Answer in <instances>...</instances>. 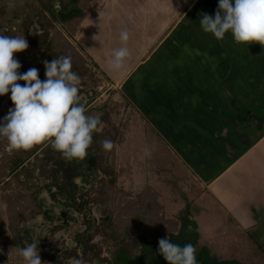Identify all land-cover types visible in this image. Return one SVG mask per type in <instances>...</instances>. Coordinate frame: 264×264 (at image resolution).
<instances>
[{
	"label": "rangeland",
	"instance_id": "374dc122",
	"mask_svg": "<svg viewBox=\"0 0 264 264\" xmlns=\"http://www.w3.org/2000/svg\"><path fill=\"white\" fill-rule=\"evenodd\" d=\"M101 1L103 0H83L81 8L86 11L89 6L95 7ZM105 1L107 4L108 0ZM218 2L219 0H113L112 8L109 5L108 9L98 14L97 11L91 12L81 22L75 35L70 32L71 27L67 31L61 23H56L55 27L91 66L95 64L94 59H98V68L102 66L109 70L112 68L110 62L114 50L126 46L129 56L125 58L124 65L131 68L145 59L141 57L143 54L148 55L160 43L148 60L140 64L136 77L149 76L150 80L156 75L159 78L166 62L175 65L181 61L184 62L182 74L178 73L179 67L177 73H163H170L171 80L181 74V80L191 81L196 78L197 81L199 78V81L208 83L210 91L206 93L205 89H201V99L213 100L214 95L223 101L264 99V46L259 43H237L231 32L226 33L223 40H217L201 28V15L207 13L214 16ZM54 8L62 9L60 1L54 0ZM165 29L168 35L163 38ZM125 30L129 33L126 45L120 39L121 32ZM56 40L61 46L62 37L57 36ZM188 52L189 57H186ZM193 66L200 69V74L194 71ZM189 68L195 73L190 72ZM227 69H231L229 72L232 77L226 73ZM95 70L97 81L94 89L98 92L95 105L106 106L111 115L109 123L103 121L98 126L100 130L97 133L104 136V140H113L115 147L111 151H105L101 143L103 140L91 145V152L98 160V169L96 173L86 175V183L83 182V177L77 182L80 185L77 199L88 202V206L81 213L71 212L66 228L54 233V228L62 224L61 208L68 209L72 206V201L59 195L53 198L46 187L51 181L40 178L38 170L34 180L31 176H26L23 183L16 175L11 178L5 176L9 171L10 161L20 150L11 148L8 140L0 136V249H3L0 264H26L19 250L34 239L40 241V258L41 252L51 258L42 260V264H71L73 260H78L75 254L81 253L76 238L86 233L90 223L92 230L98 231L93 240L102 249V259L116 260L115 264H158L157 248L152 246L158 244V237L168 238L170 234L184 229L188 213L194 219L197 217L203 226V232L199 231L198 249L206 247L219 260H232L239 264H264L263 224L246 231L237 228V223L229 216L226 206L216 195L201 191L200 182L197 183L191 170L180 162L179 153L167 148L166 143L169 141L166 138L161 139L154 131L146 138L138 124L134 127L131 122L124 121L126 98L124 105L118 107V98L105 86L107 80L97 68ZM222 77H230L232 81L228 79L222 87L218 84ZM81 87H78L79 91ZM252 89L262 97H250ZM227 95L229 96L226 97ZM215 102L218 99L215 98ZM81 103H84L82 99ZM138 106L144 107V102L138 103ZM10 108L12 106L9 99H4L0 104V123ZM237 108L239 114L247 112L253 113V116L256 111H260V108L254 106ZM91 115H95V110L92 109ZM251 118L252 116L246 117L249 127L255 123ZM135 131L140 132L136 136L141 137L134 138L132 132ZM145 150L150 151L151 155L142 159ZM144 169L150 174L146 180ZM149 182L156 195L149 201L150 208L146 211L148 215L144 218L146 183ZM52 192H56V189L53 188ZM173 195L175 201L169 200L173 199ZM40 198L46 199L47 204L43 208L38 206ZM248 199L240 198L239 203H245ZM46 211L50 213L52 220L45 217ZM252 213L257 220L264 218L263 210L256 209ZM112 221V228L108 229ZM137 223L143 227L146 225L142 228L145 232L141 237L137 231L131 232L136 229L130 226ZM101 230H107L108 236L100 233ZM19 232L22 239L13 244L12 241ZM121 247H125L132 257L121 252ZM136 255H143L142 261Z\"/></svg>",
	"mask_w": 264,
	"mask_h": 264
},
{
	"label": "crops",
	"instance_id": "0c3cea01",
	"mask_svg": "<svg viewBox=\"0 0 264 264\" xmlns=\"http://www.w3.org/2000/svg\"><path fill=\"white\" fill-rule=\"evenodd\" d=\"M104 2L106 1L96 5L93 11L98 14L108 9L109 5L113 7V0H108L107 4ZM194 4L195 2L192 5ZM88 17L89 15L86 18ZM178 23L179 21L175 25ZM167 35L166 31L163 38ZM158 45L148 55L143 54L141 57L145 59L131 68L125 65L118 70H107L102 66L98 68L99 60L94 59L95 69L97 68L107 80V90L112 91L122 105L126 98V115L120 120L123 118L134 127L138 124L139 130L143 131L142 135L146 138L150 137L152 131L161 139L166 138L169 141L166 143L167 148L174 150L176 154L179 153L180 162L191 170L196 177L195 181L200 182L201 191L216 195L226 206L229 216L237 223V228L246 231L255 225L261 226L262 222L264 225V218L257 220L252 213L256 209L264 211V99L223 101L216 95L212 97L214 101L210 98L201 99V89L209 93V84L199 81L198 77L197 81L196 78L191 81L181 80L179 76L184 65L181 61L175 65L166 62L161 68L162 75L160 73L159 78L156 75L150 80L149 76L136 77L140 64L148 60ZM185 56L189 57V52ZM193 67L194 71L200 74V69ZM212 69L216 70L215 67ZM189 70L194 72L190 68ZM173 71L181 74L171 80L169 74ZM229 71L231 72V69ZM229 71L226 73L230 74ZM163 72L170 73L165 75ZM230 76L232 77V74ZM228 79L232 81L230 77H222L218 84L223 87ZM257 94L252 89L249 96H259ZM215 98L218 102H215ZM142 102L144 107L139 108L138 103ZM239 106H254L260 108V111H256L254 116L253 113L247 112L239 114ZM248 116H252L251 121L255 122L252 127L248 126ZM139 133L135 131L132 135L139 138L141 136H136ZM146 170L144 169L145 180L150 175ZM156 182L159 183L157 180ZM146 185L151 186L152 183ZM159 191L161 193V189ZM247 197V202L239 203L240 198ZM169 200L175 201L174 195L173 199ZM188 216L194 219L191 213H188ZM262 216L264 217V214ZM195 219L199 231L203 232L202 223L197 217Z\"/></svg>",
	"mask_w": 264,
	"mask_h": 264
},
{
	"label": "clouds",
	"instance_id": "9594fccd",
	"mask_svg": "<svg viewBox=\"0 0 264 264\" xmlns=\"http://www.w3.org/2000/svg\"><path fill=\"white\" fill-rule=\"evenodd\" d=\"M9 7H15V4L10 3ZM200 25L217 40H223L226 33L231 32L237 43L264 46V0H219L214 16L203 13ZM120 39L126 45L129 33L122 31ZM28 47L24 35L0 34V96L10 92L14 105L0 123V136L16 150H28L35 144L49 142L64 159H83L92 144L93 133L100 130L98 126L102 121L99 115L86 114L78 95L80 77L71 71L72 58L60 56L51 62L43 61L46 79L41 81L37 68L18 72L22 65L14 59V53ZM128 56L126 46L114 50L111 67L122 68ZM101 143L105 151L115 147L111 139ZM150 155V151L145 150L142 159ZM39 242L34 239L19 250L26 264H42ZM158 253L168 264H197L196 249L191 243L181 246L169 238H161ZM71 264H82V261L73 260Z\"/></svg>",
	"mask_w": 264,
	"mask_h": 264
},
{
	"label": "trees",
	"instance_id": "16d2710c",
	"mask_svg": "<svg viewBox=\"0 0 264 264\" xmlns=\"http://www.w3.org/2000/svg\"><path fill=\"white\" fill-rule=\"evenodd\" d=\"M58 1H60L62 5V9L59 10L54 8V0H0V34L8 36H25L29 47L23 52L14 53V59L18 60L22 65L21 68L18 69V72L24 73L30 68H37L39 79H41V81L46 79L43 61L47 60L51 62L53 59L60 56H71V71L80 77L78 87H82L80 88L81 90L78 95L84 102L83 104L86 108V114L91 115L93 109L95 110V115H99L102 122L106 121L109 123L111 115L108 113L106 106L95 105V102L98 99V92L94 89L97 81L95 77L97 76V71L94 69L96 66L89 65L86 62V58L84 59L78 55L75 47H73V45L68 42L67 38L63 37L55 27L56 23H61L66 31L68 27H71L70 32L72 35H75L78 32L81 22L86 19L95 7L89 6V8L84 11V9L81 8L83 0ZM87 1L89 2V0ZM10 3H14L15 7H9ZM54 31H56L55 35H53ZM57 36L62 37L63 39L61 46L58 45V41L56 40ZM17 83H20L21 85L24 84L23 81H18ZM10 96V92L6 95L0 96V104L4 99L8 98L10 105L14 107ZM121 105V103H118L117 106L121 108ZM101 140H104V136L102 137L100 133L94 132L92 144L99 143ZM91 145L87 150V155L83 159H72L69 161L64 159L61 153L54 150L49 142H43L33 145L28 150L21 149L16 155H14L15 158L10 161L9 171L5 176L11 178L16 175V178L23 183L26 176H31L32 180H34L36 170H38L40 178H45L46 180L51 181L50 185L46 187L49 188L48 192L52 194L53 198H55L56 195H59L72 201V206L68 209L64 207L61 208L60 220L62 224L60 226L57 225L54 228V233L69 225L71 212L81 213L82 211H86L88 202H81L80 199H77L80 189V185L77 182L80 177H83V182L86 183V175L89 173L94 174L98 169V160L96 155L91 152ZM31 164L34 165L32 166ZM53 188L56 189V192H52ZM152 191L151 187L147 186V196L144 198L146 202L144 218L148 215L146 211L150 208L149 201L156 195V193H153ZM46 204V199H39L38 206L40 208H43ZM44 215L48 218L50 213L46 211L44 212ZM49 218L51 219V217ZM112 224L113 221L109 224L108 229L112 228ZM130 227H135L136 230L132 229L131 232L137 231L140 233L139 236L141 237L142 233L145 232L142 228H145L146 225L143 227V225L137 223V225ZM198 228V223L194 219L188 218L184 229L181 228L178 233L170 234L168 238L171 242L179 243L181 246L186 243H191L196 249L195 255L197 264H239L237 261L219 260L216 257H213L209 249L206 247H200L198 249L200 240ZM106 231L107 230H101L100 233H105V236H108ZM97 232V229L92 230V224L90 223L86 233L79 235L76 238L78 248L81 250L80 254H75L76 258L78 260H83L88 264H115L114 262L116 260L109 261L102 259V249L99 248L93 240L94 234ZM128 233L130 234V232ZM20 239H22V237L19 232L12 243L14 244L16 240ZM158 239L161 238L158 237ZM152 247L157 248L155 251L158 264H168L163 256L158 253V244ZM120 251L127 253L129 255L128 257H132L125 247H121ZM135 257L139 261H142L143 259V255H136ZM45 259L51 258L41 252V260Z\"/></svg>",
	"mask_w": 264,
	"mask_h": 264
},
{
	"label": "flooded vegetation",
	"instance_id": "af4514ba",
	"mask_svg": "<svg viewBox=\"0 0 264 264\" xmlns=\"http://www.w3.org/2000/svg\"><path fill=\"white\" fill-rule=\"evenodd\" d=\"M263 224V223H262ZM264 226V225H263Z\"/></svg>",
	"mask_w": 264,
	"mask_h": 264
}]
</instances>
